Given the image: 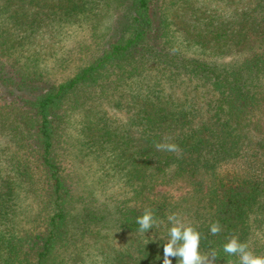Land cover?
<instances>
[{
    "label": "trees",
    "instance_id": "trees-1",
    "mask_svg": "<svg viewBox=\"0 0 264 264\" xmlns=\"http://www.w3.org/2000/svg\"><path fill=\"white\" fill-rule=\"evenodd\" d=\"M173 213L264 255V0H0V264H163Z\"/></svg>",
    "mask_w": 264,
    "mask_h": 264
},
{
    "label": "clouds",
    "instance_id": "clouds-1",
    "mask_svg": "<svg viewBox=\"0 0 264 264\" xmlns=\"http://www.w3.org/2000/svg\"><path fill=\"white\" fill-rule=\"evenodd\" d=\"M156 147L161 150L175 152L178 150L175 144H157ZM171 227L167 230L168 240L163 245V264H172L170 258H177V264H216L217 252L210 249L208 252L200 251V232L186 223L177 214L173 213L167 217ZM163 223L158 220L153 211L145 209L143 215L136 218V224L139 226L140 233H146L154 227H159ZM211 235H217L221 231L218 222H213L209 226ZM222 250L228 256L237 257V260H229L227 264H264V255H256L250 250L247 242H241L236 235L230 236L222 245Z\"/></svg>",
    "mask_w": 264,
    "mask_h": 264
},
{
    "label": "rangeland",
    "instance_id": "rangeland-1",
    "mask_svg": "<svg viewBox=\"0 0 264 264\" xmlns=\"http://www.w3.org/2000/svg\"><path fill=\"white\" fill-rule=\"evenodd\" d=\"M62 39H64V41H72L73 40V36H64L62 37ZM173 193L177 196L180 195L179 192H176L175 190H173ZM182 193V192H181ZM108 240L105 243H114V241H116V245L111 246L112 248H116L118 245L119 249H123V244L126 242V239H128L129 237L124 236L121 238V236H117L114 232V229H112L110 231V234L107 236ZM114 240V241H113ZM118 243V244H117ZM95 251H99L95 248V250L93 252H91V255L87 258V263L88 264H104V259L105 256L102 253L99 252H95ZM75 264H80L75 263Z\"/></svg>",
    "mask_w": 264,
    "mask_h": 264
}]
</instances>
